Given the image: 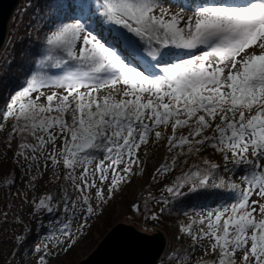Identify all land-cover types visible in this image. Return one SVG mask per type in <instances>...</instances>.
I'll use <instances>...</instances> for the list:
<instances>
[{
    "label": "snow or ice",
    "instance_id": "6c2138e0",
    "mask_svg": "<svg viewBox=\"0 0 264 264\" xmlns=\"http://www.w3.org/2000/svg\"><path fill=\"white\" fill-rule=\"evenodd\" d=\"M173 2L179 11L164 0H53L48 52L38 65L62 73L32 75L10 97L3 113L14 121L10 141L16 135L24 141L17 152L24 160L65 170L63 180L78 195L62 185L61 195L49 193L38 205L52 213L54 202H63L70 215L62 235L71 243L72 224L79 221L77 232L88 227L131 183L141 147L165 139L159 129L171 132L168 152L187 146L195 156L211 147L244 168L237 177L243 187L232 183V201L210 209L198 231L181 227L191 251L172 250L169 264H264V0ZM176 163L173 156L156 173L167 174ZM203 163L209 167L193 164L166 186L170 197L225 187L224 180L210 183L219 166ZM148 202L132 209L155 221ZM203 241L205 256L210 248L214 258H193ZM37 264H47L44 255Z\"/></svg>",
    "mask_w": 264,
    "mask_h": 264
},
{
    "label": "trees",
    "instance_id": "16d2710c",
    "mask_svg": "<svg viewBox=\"0 0 264 264\" xmlns=\"http://www.w3.org/2000/svg\"><path fill=\"white\" fill-rule=\"evenodd\" d=\"M164 2L171 9L176 5L173 0H164ZM52 3L53 0H21L11 15L6 39L0 49V196L13 197L22 191L27 202L25 213L13 212L10 207L0 211V231L5 223L12 221V216H15L16 221L21 223L19 231H9L8 235L4 237L9 251L5 256H0V264H27L39 253L47 251L45 249L49 245L61 243L64 255L67 256V259L74 261L78 258L81 249H92L96 245L89 228L77 232L72 224V238H74L75 243H71L70 238L62 235V222L66 221L70 215L63 210L62 201L54 202L56 211L52 213L36 208V203L43 196L49 193L56 196L61 195L62 185L69 188L73 198L78 193L63 180L65 170L62 166L57 167L51 161L45 165L43 159L37 165L33 161H26L23 157L18 156V145L24 141L19 135L11 137L10 141L14 121L3 119V113L10 97L26 87L32 75L37 73L40 75H60L62 73L60 69H50L47 66L39 67L38 65V62L48 52L46 36L54 19L51 11ZM181 55L184 54L181 53ZM49 63L51 62L45 61V65ZM66 118L70 119V116ZM159 130L165 134V139L157 143L160 146H166L169 130L163 128ZM187 131L184 129L182 133L178 132L177 135L186 134ZM211 133L212 129H209L205 134L210 135ZM27 142L35 143L31 137H27ZM166 154L163 164L169 163L170 159L176 156L177 163L173 170L167 174H156L150 178L148 176L149 180L142 185L140 193L136 194L135 192L136 198L127 211L118 215L119 219L127 218L129 223L132 221L143 223L145 227L143 228L145 231H143L146 234H155L154 232L157 230L165 233L167 246L158 264H169V254L174 249L184 248L191 251L190 246L193 242L181 231V227L191 226L193 231H198L199 219L205 216L210 209L232 201L230 187L232 183L243 187L242 181L237 177L243 174L244 168L234 166L231 159L225 160L222 154L211 147H202L195 156L187 152V146L182 150L166 151ZM139 156L143 162L144 155L141 149ZM205 160L209 161L210 164L219 166L211 170L210 183L214 180L215 184H219L220 180H224L225 187L209 186L179 199L170 197L166 191V186L171 185L178 176H181L193 164L199 165L201 168L209 167L203 163ZM30 165L32 166L30 167ZM154 176L156 179H153ZM57 177H61V179L57 180ZM149 192L155 200L160 202L156 203L150 199L148 197ZM251 199L256 200L259 197L254 194ZM144 200L149 201L147 206L149 211L157 216L155 221L145 220L141 214L133 211L132 205L134 203L140 204L143 209ZM164 200H168L169 203L165 204ZM10 201L12 203V200ZM147 214L148 212L144 213V215ZM20 237L25 238L23 243L20 242ZM203 242L207 243V241ZM199 247L197 246L192 252L194 259L200 257L214 258L210 248L208 249L209 254L205 256V251L200 253ZM241 255V253H237L238 258ZM54 264L66 263L59 259ZM68 264L72 263L69 262Z\"/></svg>",
    "mask_w": 264,
    "mask_h": 264
},
{
    "label": "rangeland",
    "instance_id": "374dc122",
    "mask_svg": "<svg viewBox=\"0 0 264 264\" xmlns=\"http://www.w3.org/2000/svg\"><path fill=\"white\" fill-rule=\"evenodd\" d=\"M174 11H179L178 6H175L172 8ZM191 14V13H187ZM251 51V50H249ZM55 90V89H53ZM47 94H51V90L45 89L44 90ZM41 102H45L42 98ZM171 135V132L169 130L168 136ZM57 146H60V141L57 142ZM167 147L158 145L157 142L150 143L147 147L142 146L141 152L144 155V161L142 162L139 167H134L135 175L131 179V183L127 184L122 188V190L115 193L114 198L109 201L107 205L103 208V214L99 215L96 218H92L89 220V226L84 228L83 230H87L88 228L91 229L90 233H92L93 240L96 242V245L98 242H100L104 236L108 233V231L117 223H125L128 225H131L135 227L137 230H141V232H144L145 228L143 226V223L136 221H132L131 223L128 222L127 218L119 219L118 215L124 214L129 206L133 203L134 198H136V194L140 193L142 190V185L145 184L153 175H156V169L164 163V160L166 158V149ZM262 165H264V161L261 162ZM159 175V174H157ZM99 184V181L97 182ZM139 184V185H138ZM136 192V194H135ZM105 193L107 194V187L105 186ZM92 195L94 197L95 190H93ZM12 200V203L11 201ZM261 202H264V200H261ZM27 206L26 199L24 198V193L22 191L15 194V196L11 197L8 195H1L0 196V211L3 209L9 208L13 212H20L25 213V209ZM95 207V202L94 205ZM12 221L5 223L4 227L0 231V256H5L7 252L9 251V247L5 243V236L8 235L9 231H19L21 228V223L17 222L15 219V216L11 217ZM79 226V221L73 223V227L76 230ZM144 230V231H143ZM161 233L165 235V233L161 230H159ZM158 232L155 231L154 233ZM145 233V232H144ZM149 234V233H147ZM166 237V235H165ZM204 247H199V252L203 253L204 248L207 247L206 242H201ZM95 245V246H96ZM95 246L92 249H84L79 251L78 258H76L74 261L71 259H67V256L64 255V249L63 245L57 244V245H49L48 248L41 253L38 254L37 257L32 258L29 260L27 264H37L38 259L41 255H44L47 261V264H54L59 259L63 260L64 263L68 264L71 262L72 264H77L79 261L85 259L91 251L95 248Z\"/></svg>",
    "mask_w": 264,
    "mask_h": 264
},
{
    "label": "water",
    "instance_id": "95a60500",
    "mask_svg": "<svg viewBox=\"0 0 264 264\" xmlns=\"http://www.w3.org/2000/svg\"><path fill=\"white\" fill-rule=\"evenodd\" d=\"M20 1L0 0V49L11 15ZM36 208H40L38 202ZM166 246V237L159 230L146 234L120 222L112 226L91 253L77 264H158Z\"/></svg>",
    "mask_w": 264,
    "mask_h": 264
}]
</instances>
